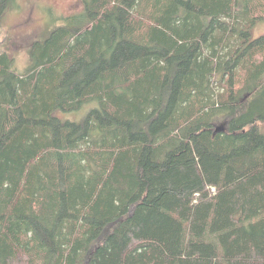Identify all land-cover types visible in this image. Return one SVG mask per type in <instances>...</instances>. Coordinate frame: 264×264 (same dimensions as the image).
<instances>
[{
  "label": "trees",
  "instance_id": "trees-1",
  "mask_svg": "<svg viewBox=\"0 0 264 264\" xmlns=\"http://www.w3.org/2000/svg\"><path fill=\"white\" fill-rule=\"evenodd\" d=\"M81 1L0 53V264H264V0Z\"/></svg>",
  "mask_w": 264,
  "mask_h": 264
},
{
  "label": "rangeland",
  "instance_id": "rangeland-1",
  "mask_svg": "<svg viewBox=\"0 0 264 264\" xmlns=\"http://www.w3.org/2000/svg\"><path fill=\"white\" fill-rule=\"evenodd\" d=\"M82 11L81 0H16L1 23L0 53L9 54L14 60L15 70L25 73V70L35 65L32 57L33 44L37 41L45 42L57 27L64 24L66 17L77 16L74 14ZM263 34L264 23H258L253 36ZM92 109H99L98 102L86 104L74 113H61V120L82 123Z\"/></svg>",
  "mask_w": 264,
  "mask_h": 264
},
{
  "label": "water",
  "instance_id": "water-1",
  "mask_svg": "<svg viewBox=\"0 0 264 264\" xmlns=\"http://www.w3.org/2000/svg\"><path fill=\"white\" fill-rule=\"evenodd\" d=\"M224 128H225L224 126H219V127H217L216 133L224 132V131H225Z\"/></svg>",
  "mask_w": 264,
  "mask_h": 264
},
{
  "label": "built area",
  "instance_id": "built-area-1",
  "mask_svg": "<svg viewBox=\"0 0 264 264\" xmlns=\"http://www.w3.org/2000/svg\"><path fill=\"white\" fill-rule=\"evenodd\" d=\"M212 190H213V191H215V189H214V188H212Z\"/></svg>",
  "mask_w": 264,
  "mask_h": 264
}]
</instances>
